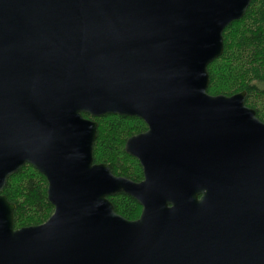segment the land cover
<instances>
[{
	"label": "water",
	"instance_id": "water-1",
	"mask_svg": "<svg viewBox=\"0 0 264 264\" xmlns=\"http://www.w3.org/2000/svg\"><path fill=\"white\" fill-rule=\"evenodd\" d=\"M251 1L0 0V264H264V122L245 91L207 92ZM83 115L144 122L140 182L94 163ZM25 165L53 213L15 229L1 192Z\"/></svg>",
	"mask_w": 264,
	"mask_h": 264
},
{
	"label": "trees",
	"instance_id": "trees-1",
	"mask_svg": "<svg viewBox=\"0 0 264 264\" xmlns=\"http://www.w3.org/2000/svg\"><path fill=\"white\" fill-rule=\"evenodd\" d=\"M207 70L208 94L231 96L245 91V105L264 122V0H252L244 17L224 30L223 53ZM83 116L98 124L94 163L106 164L114 175L140 182L142 168L125 153L124 145L128 138L146 130L144 122L117 115ZM1 194L16 206L15 229L40 225L53 213L47 198V181L30 165L10 176ZM109 200L118 215L129 221L139 218L141 207L133 198L121 193Z\"/></svg>",
	"mask_w": 264,
	"mask_h": 264
},
{
	"label": "rangeland",
	"instance_id": "rangeland-1",
	"mask_svg": "<svg viewBox=\"0 0 264 264\" xmlns=\"http://www.w3.org/2000/svg\"><path fill=\"white\" fill-rule=\"evenodd\" d=\"M124 147H125V145H124Z\"/></svg>",
	"mask_w": 264,
	"mask_h": 264
}]
</instances>
